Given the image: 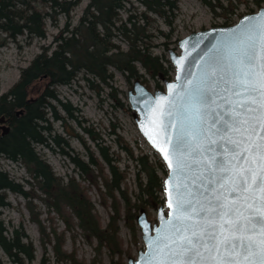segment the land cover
<instances>
[{
	"label": "trees",
	"instance_id": "16d2710c",
	"mask_svg": "<svg viewBox=\"0 0 264 264\" xmlns=\"http://www.w3.org/2000/svg\"><path fill=\"white\" fill-rule=\"evenodd\" d=\"M83 0H0V49L11 43H18L25 38L28 43L44 40L47 37L48 23L56 27L57 33L50 46H42L41 52L31 63L21 70L18 81L0 95V118L5 117L10 132L6 136L0 131V157L22 166L30 177L27 184L30 189L15 182L6 172L0 171V211L8 206V193L12 192L28 199L27 209L32 222L37 224L41 234L40 242L44 250L40 264H86L78 260L75 250L64 249L65 237L70 233L76 239L75 230L79 229L86 242L93 246L95 257L91 264H101L106 251L111 264H124V257L131 258V249L124 247L120 237V222L123 221L132 236V243H139V229L136 220L145 211L152 220L151 210H157L165 203L162 172L167 169L161 159L154 155L135 154L134 149L121 137L116 136V145L120 152H112L110 147L102 146L100 138L91 129L83 128L90 136L99 152L84 144L87 160L67 155L76 174L64 180L58 177L37 147L49 148L53 142L57 146L68 147L60 136L54 135L53 121H63L52 102H57L73 119L70 106L58 100L54 90L62 86H72L82 74L84 80L92 88L100 85L110 90V95L118 104L119 94L112 84L115 73H120L132 89L136 80H141L150 90V80L156 82V89H163L160 82L171 80L174 72L166 55L153 54L157 36L152 33L154 20L152 15L165 19L170 28L168 34H160L165 39V50L173 38L174 13L178 9L179 0H136L144 11L140 18L128 14L122 19L130 0H89V3L78 23L71 21L73 12ZM209 6L213 13L226 8L215 0H201ZM257 8H261L264 0H253ZM66 18L65 25L60 28L59 17ZM221 16H225L222 15ZM226 17V16H225ZM232 21L227 19L222 26ZM118 38L127 45L123 49L117 43ZM97 82V83H96ZM44 83L42 93L32 98V88ZM22 113L17 116V112ZM50 114V116H49ZM81 125V124H80ZM114 135L115 131L113 132ZM120 153L135 164L136 175L133 190L128 184L129 165L121 170ZM89 184L96 189L100 203L110 210L106 227L88 194L82 185ZM38 192V193H37ZM38 199L47 207L48 212H55L63 222L65 231L57 233L55 228L47 232L36 212L32 200ZM4 222L0 219V248L11 264H34L35 250L25 234L14 230L11 237ZM51 245L53 260L46 255L47 246ZM117 257V260H115ZM0 264H5L0 261Z\"/></svg>",
	"mask_w": 264,
	"mask_h": 264
},
{
	"label": "snow or ice",
	"instance_id": "6c2138e0",
	"mask_svg": "<svg viewBox=\"0 0 264 264\" xmlns=\"http://www.w3.org/2000/svg\"><path fill=\"white\" fill-rule=\"evenodd\" d=\"M245 19L252 22L230 36V74L218 85L219 74L210 67L184 88L182 110L195 113L198 121L182 124L173 140L168 112V123L158 129L163 142L172 144L171 149L156 144L169 166L181 174L196 168L200 183L195 193L182 182L173 186L171 219L150 241L161 257L153 264H264V13ZM211 137L226 150L211 154L201 143H216Z\"/></svg>",
	"mask_w": 264,
	"mask_h": 264
},
{
	"label": "rangeland",
	"instance_id": "374dc122",
	"mask_svg": "<svg viewBox=\"0 0 264 264\" xmlns=\"http://www.w3.org/2000/svg\"><path fill=\"white\" fill-rule=\"evenodd\" d=\"M211 2L215 3V0H211ZM219 2L226 10L224 12L216 10L214 14L211 8L205 5L201 0H179L178 9L174 13V18L169 19L173 22L174 35L168 44V50H165V39H163L160 34H168L170 28L166 25L165 19L152 15L154 20L152 33L157 36L155 41L156 47L153 50V54L157 56L166 55L169 60V51L178 50V41L180 39L198 31L221 26L227 19L232 22L238 21L241 16L255 13L259 10L253 3V0H219ZM88 3L89 0H83L82 3L71 12V21L74 25L78 23ZM262 7H264V4ZM143 11L144 9L139 2L130 0V3L125 6V11L121 12V17L124 20L127 18L128 14H133L140 18ZM221 14L226 17L221 16ZM65 23L66 18L60 16L58 22L59 27L62 28ZM56 33V27L50 22L47 27L46 39L35 40L32 43H28L25 38H21L18 43H11L0 49V95L6 93L18 81L21 70L26 68L35 56L41 52L42 46L51 45ZM117 43L121 44L123 49H127V45L121 41V38H118ZM173 76L174 72H171V77ZM84 78L85 77L81 74L78 78L79 80L74 82L72 86H62L54 90L55 94L58 96V100L70 106L71 113H73V117L75 118L73 119L57 102H52L53 106L56 108L57 114L63 118V121H53L51 119L53 134L60 136L62 140L67 142L68 147L63 145L57 146L55 143L51 142L49 148L38 146L37 150L47 160L54 173L64 180L76 174L74 173L75 169L70 158L63 154L62 151L69 153L71 157L77 156L83 160H87L86 149L79 137L84 141L87 147H90L99 155L95 143L90 136L83 131V128L91 129L92 132L100 138L102 146L110 147L111 153L120 152L116 145V136H119L134 149L136 155L141 153L148 154L154 160V155L157 154L140 134L135 121V113L129 106L127 93L131 88L125 78L120 73H115L112 84L114 89L122 92V94L118 96L120 104L112 99L109 89H106L102 85L98 88H92ZM149 80L152 90H156V82L151 79ZM160 85L164 86V82L161 81ZM43 89L44 83L35 85L32 88V98H35L37 93H42ZM114 131L116 135L113 134ZM118 165L121 170L127 168V165L130 166L128 184L135 190V164H133L124 153H120V162ZM0 171L6 172L15 182L21 184L25 190L30 189L27 184V180H30V177L22 166L0 157ZM76 176L78 177L77 174ZM160 176L165 178L162 172H160ZM82 185L88 190L87 192L91 197L96 212L101 218V223L106 227L109 222V213L111 211L105 209L101 205L100 196L96 189L90 188L89 184L86 182H83ZM7 203L8 206L0 211V219L7 228V235L11 237L14 230H18L20 235L25 234L27 239L24 238L23 242H31L33 244L35 250L34 264H40L44 250L40 242L41 234L39 228L37 224L32 222L31 214L27 209L28 199L9 192ZM32 203L36 206V212L39 213V218L46 227L48 233L51 232L52 228H55L59 234L65 231L63 222L58 218L55 212L51 211V213H49L44 203L38 199L32 200ZM150 214L154 221L156 219V211L151 210ZM75 233V240L72 239L70 233L66 234L64 249L69 253L75 250L78 260H84L86 264H91V260L95 257L93 248L96 246V242H94L93 246H90L83 238L79 229H76ZM120 237L124 242V247L131 249V258H136L138 252L144 249L140 229L138 234L139 243L134 245L132 243L131 233L123 221L120 222ZM46 255L53 260L51 245L47 246ZM115 260H117V257ZM0 261L5 264H11L1 248ZM127 263L128 257L125 256L124 264ZM52 264H55V262ZM101 264H111L106 251H104L102 256Z\"/></svg>",
	"mask_w": 264,
	"mask_h": 264
},
{
	"label": "water",
	"instance_id": "95a60500",
	"mask_svg": "<svg viewBox=\"0 0 264 264\" xmlns=\"http://www.w3.org/2000/svg\"><path fill=\"white\" fill-rule=\"evenodd\" d=\"M261 13H264V7L255 13L242 16L234 25L212 27L180 39L178 41V50L169 51V61L174 67L175 72L171 80L165 79L163 81L164 90H150L141 80H136L132 89L128 91V103L131 110L135 113L138 130L149 146L160 157L167 169V175L163 181L165 204L157 209L156 221H150L145 211L141 212L137 217L136 224L142 233L144 249L138 252L136 258H130L127 264H153L154 259L161 258L157 255L155 243L150 244V241H155L158 235L157 229H163L164 222L171 219L173 208L169 207V194L172 193L174 198L173 186L182 182L188 184L194 193L199 189L200 174L198 170L192 168L191 171H185L181 174L174 167L169 166L168 160L164 158V154L156 146V144H161L166 149H171L172 147L171 143L166 144L163 142V133H158V129L163 126L161 122L167 124L169 119L167 113H172L171 120L175 124V127L168 128L167 132L174 140L182 124L188 125L189 122L198 121L199 118L195 113H185L182 110L186 103L184 99V88L187 82L200 79L210 67H214L219 74L217 81L219 85L220 81L230 74L229 65L231 63V57L228 55L231 48L230 36L237 33L242 26H246L252 22L251 19H245V17L258 19ZM254 43L256 55L259 57L261 55L260 48L262 43L259 33L255 35ZM258 62L259 60H257ZM170 84L173 86L172 89L169 88ZM213 111H217V109H213ZM21 113L22 111H18L17 116ZM214 120L215 116L213 115L208 120L209 125ZM10 130V127L6 124L5 117H1V135H8ZM150 136L152 139H149ZM211 138L217 142L209 145L206 141H201L205 147L211 148V154L221 153L226 150V145L217 137ZM216 158L221 159L219 155ZM194 178L197 179L196 185L191 183Z\"/></svg>",
	"mask_w": 264,
	"mask_h": 264
}]
</instances>
